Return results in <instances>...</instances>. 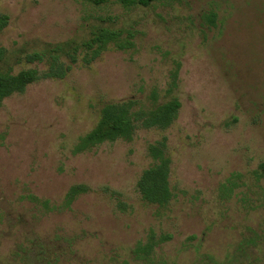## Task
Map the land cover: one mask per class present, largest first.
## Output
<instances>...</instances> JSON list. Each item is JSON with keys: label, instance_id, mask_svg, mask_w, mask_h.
<instances>
[{"label": "rangeland", "instance_id": "obj_1", "mask_svg": "<svg viewBox=\"0 0 264 264\" xmlns=\"http://www.w3.org/2000/svg\"><path fill=\"white\" fill-rule=\"evenodd\" d=\"M0 14V70L41 76L0 107V264H264V0H0ZM100 17L132 45L89 64L61 55L67 75L43 77L49 50L87 40ZM173 98L169 128L75 153L105 104ZM164 138L173 198L159 207L138 182ZM76 185L89 191L67 205Z\"/></svg>", "mask_w": 264, "mask_h": 264}, {"label": "trees", "instance_id": "obj_2", "mask_svg": "<svg viewBox=\"0 0 264 264\" xmlns=\"http://www.w3.org/2000/svg\"><path fill=\"white\" fill-rule=\"evenodd\" d=\"M90 3L96 7L115 3L125 9L134 7L148 8L155 3H165L176 0H79ZM215 14H211L209 21L215 22ZM8 17L0 14V27L7 24ZM99 24L93 25L87 40L82 43L75 41L58 44L48 52L49 69L43 74L45 78H63L71 70L70 66H65L61 61V55H66L71 59L72 64L77 62V55L80 50L85 51V60L92 63L101 53L108 49L110 45L120 50H125L132 45L134 37L129 29L115 28L113 18H99ZM5 50L0 48V62L4 59ZM46 54L34 53L27 57L29 62H43ZM41 78L37 69H29L12 74L11 71L0 70V107L5 98L14 93H22L32 83ZM135 101L107 103L100 110V119L97 126L87 135L82 137L75 148V153L89 150L95 146L106 142H114L118 139L132 140L138 124L145 128H157L165 130L169 128L178 117L181 103L173 98L163 104H155L148 109L135 110ZM166 139L157 142L149 147V153L154 163L146 169L138 182V187L142 199L149 204L166 207L173 198L169 186V172L171 160L166 154ZM259 180L264 178V163L259 165ZM240 177V176H238ZM89 191L85 185L73 186L66 195L67 205L82 193ZM32 197V196H31ZM34 198L36 201L37 198ZM46 209H51L48 201L41 202ZM54 208V207H53Z\"/></svg>", "mask_w": 264, "mask_h": 264}]
</instances>
